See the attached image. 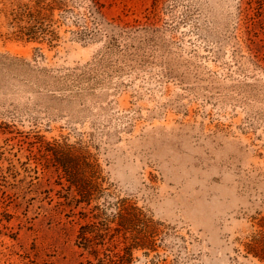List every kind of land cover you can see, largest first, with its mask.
<instances>
[{
    "label": "rangeland",
    "instance_id": "1",
    "mask_svg": "<svg viewBox=\"0 0 264 264\" xmlns=\"http://www.w3.org/2000/svg\"><path fill=\"white\" fill-rule=\"evenodd\" d=\"M17 1L0 0V264H264V0H67L31 42ZM76 155L90 204L60 162ZM122 203L139 232L115 220L84 246Z\"/></svg>",
    "mask_w": 264,
    "mask_h": 264
},
{
    "label": "trees",
    "instance_id": "2",
    "mask_svg": "<svg viewBox=\"0 0 264 264\" xmlns=\"http://www.w3.org/2000/svg\"><path fill=\"white\" fill-rule=\"evenodd\" d=\"M67 0H26L17 1L12 4L11 8L6 9L5 15L8 19L10 26L16 27L14 34L20 39H25L28 42L31 41H42L48 35H53L52 30L53 24L56 22L54 15L56 11L66 10ZM93 4L90 6L92 14H96L99 9V4L97 0H92ZM52 41L53 37L47 38ZM72 151V150H71ZM61 154L64 153L62 150ZM83 157V158H82ZM72 161L61 160V165L64 168L65 173L69 177L71 185H74L78 190V194L81 197V201H85L87 204L91 203L96 190L98 188V183L96 177L91 175L88 178L85 175V179L80 177L82 173L81 167L87 165L93 169L94 164L90 162L88 156L76 155L71 157ZM66 162V163H65ZM135 211L137 208H132ZM131 211L125 203L119 204L117 211L114 213L113 219L108 221H91L81 226L79 239L84 246L93 247L94 244H100L102 241H95V238H101L104 240V234L101 232L104 229L111 228L110 223H117L116 228L124 229L127 231L139 232L137 229L138 222L140 220V212ZM264 225V224H262ZM143 236V235H142ZM136 238H141V235ZM140 241L136 240L133 243V247L140 246ZM264 249V231L253 235L251 241L248 243V251L264 259V253H260L259 248ZM98 249H95V252ZM127 254H131L130 251H126ZM130 257H124V263H130Z\"/></svg>",
    "mask_w": 264,
    "mask_h": 264
}]
</instances>
